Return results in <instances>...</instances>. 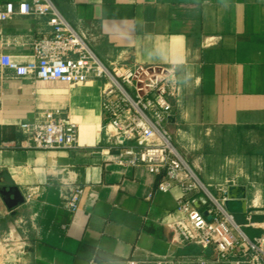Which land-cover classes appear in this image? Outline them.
Wrapping results in <instances>:
<instances>
[{"label":"crops","instance_id":"crops-1","mask_svg":"<svg viewBox=\"0 0 264 264\" xmlns=\"http://www.w3.org/2000/svg\"><path fill=\"white\" fill-rule=\"evenodd\" d=\"M8 1L31 0L0 5ZM51 1L106 64L177 65L180 94L167 123L175 147L209 191L247 186V211L236 219L250 238L264 234V0ZM48 20L0 22V58H31L35 41L52 32ZM101 90L100 80L18 78L0 65V239L9 242L0 264H127L207 252L173 239L182 188L159 191L160 175L109 149L116 130ZM48 109L78 122L77 148L22 147L20 124ZM76 185L85 194L73 212ZM15 188L24 200L10 208ZM194 194L204 207L205 195Z\"/></svg>","mask_w":264,"mask_h":264},{"label":"built area","instance_id":"built-area-1","mask_svg":"<svg viewBox=\"0 0 264 264\" xmlns=\"http://www.w3.org/2000/svg\"><path fill=\"white\" fill-rule=\"evenodd\" d=\"M21 15L48 16L52 32L35 41L31 58L2 55L0 65L13 70L18 78L71 85L102 81V110L116 130L109 149L118 151L121 163L144 165L160 175L159 191L168 192L175 185L182 188L184 196L177 205L181 216L169 224L173 239L207 251L173 258H133L127 264H264V234L250 238L236 215L225 207L227 189L220 197L209 191L173 143L167 123L180 94L177 65L106 64L51 0L18 4L8 1L0 5V22ZM19 127L25 135L21 145L27 149H75L79 145L78 122L60 109L42 110L33 122ZM194 193L205 195L204 207L196 205L199 197L190 198ZM84 194V186H74L67 207L75 212ZM8 243L0 239V256L7 252Z\"/></svg>","mask_w":264,"mask_h":264},{"label":"water","instance_id":"water-1","mask_svg":"<svg viewBox=\"0 0 264 264\" xmlns=\"http://www.w3.org/2000/svg\"><path fill=\"white\" fill-rule=\"evenodd\" d=\"M174 116H171L169 120L173 119ZM2 194H4L3 190H0ZM227 199L225 200V207L228 212L238 215V214H244L247 211V195L248 190L247 186L241 185V184H230L227 186L226 190ZM24 198L22 197L20 191L18 188L14 189L13 197L10 196L8 199H6L7 206L12 208L16 206L18 203L23 202ZM205 214L207 215L208 212L205 211ZM211 219V217H209Z\"/></svg>","mask_w":264,"mask_h":264},{"label":"rangeland","instance_id":"rangeland-1","mask_svg":"<svg viewBox=\"0 0 264 264\" xmlns=\"http://www.w3.org/2000/svg\"><path fill=\"white\" fill-rule=\"evenodd\" d=\"M211 191L213 192V194L215 195V196H217V197H220L221 196V194H220V192H217V191H215V190H213V189H211ZM238 220V219H237ZM239 221V220H238ZM11 254H13V252L11 253ZM16 254V253H15ZM12 259V258H11ZM16 262V261H15Z\"/></svg>","mask_w":264,"mask_h":264},{"label":"trees","instance_id":"trees-1","mask_svg":"<svg viewBox=\"0 0 264 264\" xmlns=\"http://www.w3.org/2000/svg\"><path fill=\"white\" fill-rule=\"evenodd\" d=\"M245 233H246V231H245ZM247 234V233H246ZM248 235V234H247Z\"/></svg>","mask_w":264,"mask_h":264}]
</instances>
